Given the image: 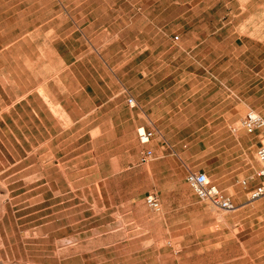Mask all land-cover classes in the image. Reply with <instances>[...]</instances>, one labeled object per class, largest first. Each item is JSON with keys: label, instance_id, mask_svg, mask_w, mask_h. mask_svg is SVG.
I'll list each match as a JSON object with an SVG mask.
<instances>
[{"label": "rangeland", "instance_id": "1", "mask_svg": "<svg viewBox=\"0 0 264 264\" xmlns=\"http://www.w3.org/2000/svg\"><path fill=\"white\" fill-rule=\"evenodd\" d=\"M34 88L63 128L37 152L0 139V264H264V197L240 184L264 144L242 128L264 117V0H0V95Z\"/></svg>", "mask_w": 264, "mask_h": 264}, {"label": "crops", "instance_id": "2", "mask_svg": "<svg viewBox=\"0 0 264 264\" xmlns=\"http://www.w3.org/2000/svg\"><path fill=\"white\" fill-rule=\"evenodd\" d=\"M82 12L83 17L91 14V12H88V14H83ZM71 47L73 48V45ZM55 49L57 50V47ZM80 60L82 58L74 59L69 64L70 68L72 67L73 69ZM81 88L83 89L84 87ZM29 89L32 88L27 87V90ZM34 90L35 88L19 98H16L10 90L0 95V126H2L0 128V139L7 154H10L11 146L15 145L35 147V152H37L38 148L49 147L51 149L52 145H58L57 131L58 128H63V121L54 113L47 102L48 100L52 103L51 97H44L40 93H34ZM87 96L89 97L88 93ZM58 101L56 100L55 102L58 103ZM60 104L69 117V112L64 108L62 102ZM79 109H81L80 106ZM86 113L89 114V111L79 112L80 115ZM257 142L259 143V140ZM2 155L4 156V153Z\"/></svg>", "mask_w": 264, "mask_h": 264}, {"label": "built area", "instance_id": "3", "mask_svg": "<svg viewBox=\"0 0 264 264\" xmlns=\"http://www.w3.org/2000/svg\"><path fill=\"white\" fill-rule=\"evenodd\" d=\"M178 37H176L177 39ZM128 106L135 107L136 101L132 97H127ZM242 128L247 134L264 135V117L259 113L250 110L242 117ZM136 137L142 150L139 153V162L148 163L154 157V151L149 144L155 137L153 129L140 126L136 129ZM256 159L258 167L252 175L254 184L251 186L249 179H242L240 184L246 189V200L255 201L264 197V144L259 141L256 148ZM186 183L191 188L194 195L201 202H207L212 207L221 211H234L238 208L232 196L224 193L216 184H214L209 175L202 170H189L185 178ZM146 204L154 210H160L161 203L156 194H148L145 197Z\"/></svg>", "mask_w": 264, "mask_h": 264}]
</instances>
